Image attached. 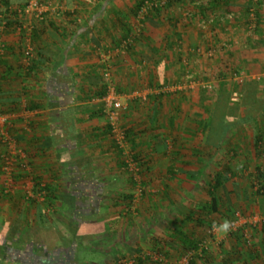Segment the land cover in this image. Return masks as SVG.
I'll return each instance as SVG.
<instances>
[{"label":"crops","instance_id":"0c3cea01","mask_svg":"<svg viewBox=\"0 0 264 264\" xmlns=\"http://www.w3.org/2000/svg\"><path fill=\"white\" fill-rule=\"evenodd\" d=\"M138 1L51 0L43 22L28 24L27 14L18 19L21 27H17L7 25V17L1 18L0 113L8 114L12 134L19 137L27 154L22 160L27 168L15 172L27 175L13 176L11 194L3 193L10 182L1 169L4 147L0 140V244L18 240L27 230L51 229L36 221L35 204L25 207L33 174L53 183L63 199L66 187L73 189L75 182L96 179L97 169L106 162L119 163L117 158L109 159L113 145L108 141L113 138L106 114L100 113L103 102L97 97L106 84V67L110 66L119 102L125 106L122 123L131 136L144 132L150 124V120L144 123L147 115L157 117L160 104L166 102L158 87L185 82V65L198 68L203 62L197 54L201 44L208 48L225 45L220 54L223 60L232 64L238 58L241 68L258 72L256 77L264 87V0H221L218 3L228 13L221 6L207 17L202 8L214 0H174L141 22L134 12ZM250 10L259 14L254 34L247 29ZM229 14H236L235 19H227ZM130 36L135 38L133 45L122 50L123 40ZM30 45L35 52L29 71L26 52ZM214 61L203 62V67L208 69L212 63L216 68ZM140 88L145 90L139 92ZM259 96L264 99V90ZM31 105L42 107L28 109ZM92 222L82 224L83 229ZM0 264L18 262L0 251Z\"/></svg>","mask_w":264,"mask_h":264},{"label":"rangeland","instance_id":"374dc122","mask_svg":"<svg viewBox=\"0 0 264 264\" xmlns=\"http://www.w3.org/2000/svg\"><path fill=\"white\" fill-rule=\"evenodd\" d=\"M43 1L45 4L51 2ZM250 14L248 23L252 21ZM35 20V15H28V24L34 25ZM247 29L254 34V29L249 26ZM200 47L202 50L197 53L200 60L207 63L215 59L213 63L217 67L210 63V68L205 69L202 62L200 68L185 65L188 69L185 74L177 71V76L182 74L186 81H180L178 86L158 87L161 98L167 103L160 104V108L156 106L159 112L157 117L152 116L154 121L148 118L147 110L144 123L150 120V124L144 132L128 134L120 141L126 159L117 152V144L108 141L113 145L109 159L117 158L119 163L106 162L97 169L96 179L75 182L73 189L66 187L67 193L59 208V201L57 205L46 207V212L59 222L63 234L68 233L67 226L75 228L77 222L93 218L90 223L95 222L86 229L87 238L71 245L61 240L54 228H37V232L28 234L30 242L51 250V253L58 249L69 252L71 259L63 264H132L138 257H142L145 264H190L192 259L197 264H264V195L258 193L257 181V166L264 172V145L260 152L253 144L258 128L250 124L239 126L230 131L226 142L218 149L205 142L217 94L229 92L231 99L238 98L239 93L246 91L248 81L258 80L257 96L260 97L264 87L256 77L258 72L241 68L238 58L232 64L228 59V62L223 60L224 56L220 54L225 45L221 44L214 55L208 53L210 47L203 44ZM142 90L145 88L138 89L139 92ZM147 107L151 108V105ZM122 113L117 127L119 132H126L129 127L123 125ZM245 115L242 107L238 116ZM119 132L109 136L120 137ZM12 135L19 143V137ZM136 154L140 155L142 166L135 160ZM123 159L128 167L123 166ZM226 162L235 172L225 189L220 191L221 208L229 212V222L225 216L218 220L214 215H207V220L214 222L212 227L200 225L195 220L186 221L184 218L193 210L197 215L205 214L198 208L209 200L211 172L220 170ZM9 189L13 190V187ZM39 198L43 199L42 196ZM37 202L44 203L42 200ZM25 207L31 209L33 205L25 202ZM180 227L202 237L200 250L181 255L166 244L174 228ZM154 238L159 241L160 252Z\"/></svg>","mask_w":264,"mask_h":264},{"label":"trees","instance_id":"16d2710c","mask_svg":"<svg viewBox=\"0 0 264 264\" xmlns=\"http://www.w3.org/2000/svg\"><path fill=\"white\" fill-rule=\"evenodd\" d=\"M17 2V4H13L12 0H1V6H0V21L2 17H7V25L10 26H17L21 27V22H19V18L21 16H26V8L28 6V0H14ZM174 0H170V2L166 5L169 6L170 3ZM218 1L221 0H214L211 4H208L207 6L203 7L202 15L203 17L209 16L211 13L214 14L215 9H220L222 11H225L224 13H228V9L226 10L224 4H219ZM146 0H139L137 2L136 8L134 12L138 16L142 7L144 6ZM222 2V1H221ZM14 6V7H13ZM165 6V7H166ZM159 8L155 9V11L159 12ZM217 11V10H216ZM251 11V10H250ZM151 13H153L151 11ZM257 23L259 20V14L258 12H255ZM212 17V16H211ZM1 62V60H0ZM32 60L29 63V71L32 70ZM260 82L258 80H252L248 81L246 83V91L244 93H239L238 98H232L230 93H219L216 96L215 100V110L212 114V118L210 119L209 126H208V133L206 136V144L211 145L213 147H216L217 149L220 148L224 143L226 142V138L230 131H235L236 128H238L241 125L250 124L253 127L258 128V131L254 135V146L256 149H259L260 152L262 151L261 146L264 145V127H262V124L264 122V99L257 96V92L260 90L259 86ZM108 93V88L106 84H103L100 91L97 92V97H104ZM242 105L243 111L247 113V115L243 117L238 116V111L242 109L240 107ZM39 107V105H31L28 107V109ZM72 113V111H70ZM100 113L103 114V108L100 109ZM105 114V113H104ZM109 130L108 133L110 136L113 137V128L110 122H108ZM11 129V128H10ZM11 131V130H10ZM12 133V131H11ZM126 138L128 134L130 135L129 130L126 132ZM131 137H129L130 139ZM203 139V136H202ZM113 141L117 144L118 153L122 158L126 159L124 149L119 146L120 143L116 140V138H113ZM121 145V144H120ZM135 160L137 163H139L142 166V162H140V155H135ZM123 166L128 167V164L126 163V160L124 162L123 159ZM259 174L257 175V181H258V193H261L264 195V172L261 170L260 166H257ZM27 173H23L22 171H16L14 173V178L18 179L20 177H26ZM235 175V172H233V169L231 168L230 164L226 162L220 170L212 171L211 172V180L208 184V194H209V200L204 202L201 207L198 208L200 212H204V215H197L196 211H191L184 219L186 221H192L195 220L198 224L203 226H209L212 227L214 222L207 220V215H214L216 219L220 220L222 216L226 217V221H228V217L230 216L229 212H225L222 210V204H221V197H220V191L222 189H225L226 184L232 179V177ZM33 180H34V186H33V192L34 197L32 199L24 196V200L26 203L29 204H35L37 206V214H36V221L39 225L42 227H49L54 228L59 233L60 239L63 241H69V243L73 244V242L78 241L80 243L83 241V239L87 238L86 229H82V224L86 222H90V218H85L81 222H77L76 227L73 228L71 226H67V236L63 234L59 227V222H56V218L53 217L52 214L47 213L46 207L57 205V202L59 201L60 204L62 203V199L59 195L56 194V188L53 186V183L46 182L44 180L43 176H39L37 174H33ZM4 194H11L10 192H3ZM44 199L43 202H37L39 197ZM32 201V202H31ZM36 202V203H35ZM45 209V210H44ZM66 225V224H65ZM80 226V227H79ZM2 226L0 225V239H1V232H2ZM262 230H264V224L262 225ZM29 231V230H28ZM26 231L22 234L21 237H19L18 241L19 243H28L31 238L28 237V234L31 235L30 232ZM3 238V237H2ZM5 239V238H3ZM155 239V238H154ZM156 244V248L159 245L158 239ZM202 237L194 231H186L184 227L180 228H174L170 238L167 240L166 244H168L169 247H173L177 253L181 255H187L190 253V251H197L201 249L202 245ZM14 244V242L12 243ZM19 244V245H21ZM4 245L0 244V248H2ZM25 247V245H24ZM158 251L160 252V248L158 247ZM202 251L206 253V249L202 248ZM232 257V256H231ZM229 259H232V258ZM225 261L228 262V259ZM132 264H145V261L142 257H138ZM190 264H197L195 259L190 260Z\"/></svg>","mask_w":264,"mask_h":264},{"label":"built area","instance_id":"2783aa9c","mask_svg":"<svg viewBox=\"0 0 264 264\" xmlns=\"http://www.w3.org/2000/svg\"><path fill=\"white\" fill-rule=\"evenodd\" d=\"M197 0V3H199ZM170 0H146L144 6L142 7L138 17L139 22H141L151 11H155V9L164 8ZM202 2V1H201ZM51 8L47 4L44 3L43 0H28V6L26 8V14H33L36 17V20L39 22H43L46 20V12L49 11ZM251 23H249V27L251 29H255L257 27V18L255 15V11H251ZM233 15L229 14L227 16V19H232ZM31 26L28 28V33L31 31ZM135 38L133 36L128 37L127 39L123 40L121 44L122 50H127L130 46L133 45ZM199 52H201L202 49H198ZM35 52V48L33 46H29L27 48V63L29 64L31 62V59L33 58ZM210 55H214L218 53L217 47H211L208 51ZM104 80L108 88V93L102 97L100 100L103 102V111L106 114L110 124L112 125L113 132L117 134L119 132L120 128L117 127V122L120 119L122 111L125 109V106L120 104L119 97L116 92L115 85L113 83L112 79V71L110 70V66L105 68L104 72ZM10 122H9V116L8 114H2L0 113V140L4 147V150L2 152V171L7 174V177L9 178V184L6 192H10V186H12L13 182V176L16 169H25L27 168V165L25 164V161L22 162V160L27 159L26 152L19 146L18 140L12 135L10 131ZM121 133L120 137L115 136L118 143L121 144V140L126 138L125 131L119 132ZM122 145V144H121ZM30 187L27 191V197L33 198L34 192H33V186H34V180L30 179Z\"/></svg>","mask_w":264,"mask_h":264},{"label":"flooded vegetation","instance_id":"af4514ba","mask_svg":"<svg viewBox=\"0 0 264 264\" xmlns=\"http://www.w3.org/2000/svg\"><path fill=\"white\" fill-rule=\"evenodd\" d=\"M17 241V238H14L11 242L4 243L0 251L4 256L10 255L12 260L21 264H63V262H68L71 259V254L69 252L63 253L61 249L51 253V250L35 245L34 242L29 241L21 244ZM13 242L14 244H12Z\"/></svg>","mask_w":264,"mask_h":264}]
</instances>
